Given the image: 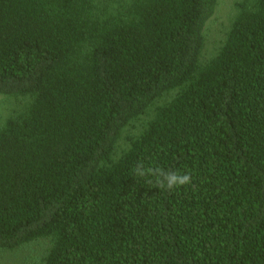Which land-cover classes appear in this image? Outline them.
Here are the masks:
<instances>
[{"label": "trees", "instance_id": "16d2710c", "mask_svg": "<svg viewBox=\"0 0 264 264\" xmlns=\"http://www.w3.org/2000/svg\"><path fill=\"white\" fill-rule=\"evenodd\" d=\"M217 1L0 0V96L26 98L0 124V250L264 264V0L201 63ZM140 161L191 183L150 186Z\"/></svg>", "mask_w": 264, "mask_h": 264}, {"label": "rangeland", "instance_id": "374dc122", "mask_svg": "<svg viewBox=\"0 0 264 264\" xmlns=\"http://www.w3.org/2000/svg\"><path fill=\"white\" fill-rule=\"evenodd\" d=\"M245 0H218L214 14L204 25V44L201 50L200 61L206 62L216 54L221 43L230 28L231 22L238 11V4ZM26 98H6L0 96V124L9 115L18 110L25 103ZM28 101V100H27ZM162 100L157 102L160 103ZM153 108L147 111L150 117ZM142 116L136 122L127 127L120 139V145L126 146V136L136 132L142 123L148 118ZM49 241L40 239L29 244L23 245L13 250H0V264H42V257L48 249Z\"/></svg>", "mask_w": 264, "mask_h": 264}, {"label": "clouds", "instance_id": "9594fccd", "mask_svg": "<svg viewBox=\"0 0 264 264\" xmlns=\"http://www.w3.org/2000/svg\"><path fill=\"white\" fill-rule=\"evenodd\" d=\"M133 175L145 179V182L153 187L172 191L191 183L190 174H181L179 171H166L162 167H145L142 161L137 162L132 170ZM151 177L152 179H149Z\"/></svg>", "mask_w": 264, "mask_h": 264}]
</instances>
